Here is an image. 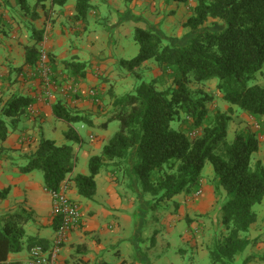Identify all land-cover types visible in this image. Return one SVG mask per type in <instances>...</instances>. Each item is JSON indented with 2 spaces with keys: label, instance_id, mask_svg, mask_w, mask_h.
Wrapping results in <instances>:
<instances>
[{
  "label": "trees",
  "instance_id": "obj_1",
  "mask_svg": "<svg viewBox=\"0 0 264 264\" xmlns=\"http://www.w3.org/2000/svg\"><path fill=\"white\" fill-rule=\"evenodd\" d=\"M22 1V0H21ZM165 3L188 4L190 0H164ZM35 7L51 3L63 7L68 0H35ZM90 0H76V19L87 21ZM192 15L184 23L188 29L183 39L165 44L154 31L136 29L135 41L140 53L121 66L133 71L149 60L155 61L162 76L142 83L125 96H112L113 110L108 123L117 122L119 129L103 147L100 156L90 159V174L77 175L73 182L79 195L93 199L97 187L95 177L108 162L116 167L128 166L144 194L152 202L171 201L181 194L197 195L202 187V172L207 162L214 168L215 192L221 189L226 199L221 204V221L226 231L209 249L213 264H236L249 245L247 234L257 221L254 206L264 200V166H252L253 155L260 150V141L252 127L235 132L228 141L231 115L211 112L208 105L214 100L197 86L217 79V89L225 102L240 108L257 120L264 134V87L248 83L264 67V0H195ZM212 20L222 25L212 30L206 24ZM37 43L26 49V64L35 68L38 61L40 33ZM51 65L53 66L52 62ZM80 73V65L67 63ZM171 80L165 90L158 83ZM197 87V88H194ZM99 95L97 96L98 100ZM96 98V99H97ZM94 100V99H93ZM33 100L14 96L4 107L2 115L18 119L26 115ZM54 115L70 125L65 138L77 145L83 139L72 126L88 124L89 118L72 113L56 104ZM180 123V129L172 127ZM107 126V125H106ZM8 127L0 119V141L8 137ZM190 133H197L193 138ZM77 166L72 146H58L42 137L35 154L31 156L22 174L41 171L44 187L49 193H60ZM8 190L0 192V200ZM32 214L18 209L0 218V264L9 263V257L42 246L27 236L26 225ZM59 230L61 215L55 216ZM248 258L243 264H249Z\"/></svg>",
  "mask_w": 264,
  "mask_h": 264
},
{
  "label": "crops",
  "instance_id": "obj_2",
  "mask_svg": "<svg viewBox=\"0 0 264 264\" xmlns=\"http://www.w3.org/2000/svg\"><path fill=\"white\" fill-rule=\"evenodd\" d=\"M34 2L0 0V118L7 120L9 132L7 139L0 141V191L8 190L0 200V209L9 213L25 208L33 215V220L25 228L27 236L43 241L46 248H53L57 231L52 195L44 187V177L36 176L37 171L22 174L20 169L36 153L40 139H47L43 131L44 125L49 124L55 130L63 123L70 127L54 115V106L60 104L72 113L89 118L90 123L78 124L82 130H88L92 140H96L95 148L100 150L101 155L103 147L112 138V129L116 125L114 123H117H108L113 110L112 96L116 95L115 90L128 82L132 72H145L152 78V68L155 70L153 80L162 76L158 64L153 60L146 61L141 67L127 73L128 69L121 66L122 61H128L126 52L120 44L117 51H114L117 43L114 37L109 38V32L116 31L120 37L135 39L136 29H142L154 31L164 37L160 27L166 17L165 10L169 15V23L180 22L185 30L184 23L192 15L195 0L184 4V13L176 3L167 4L164 0H90L91 10L87 21L76 19V2L71 0L63 7H52L48 2L44 7L36 8ZM139 7L142 8L141 11ZM113 12L117 13L118 19L110 22ZM109 15L111 18L106 28L110 31H89L92 25H100L99 21L103 16ZM153 21L155 25H152ZM11 30H14V40H19L18 46L7 44L4 40ZM37 32L41 34L38 48L43 47L48 51L55 77L60 84L73 86L75 92L64 96L54 93L50 99L42 97L41 85L33 76L35 68L26 64V49L38 42ZM173 39L176 38L170 39V42ZM67 63L80 65V73L76 74ZM90 90L97 92L100 103L94 102L90 97ZM14 96L33 100L26 115L15 124L12 118L2 115L4 107ZM76 125L72 126L80 135ZM78 146L79 149L75 151L76 169L62 193L81 208L82 221L79 228L68 234L59 248L61 264H163L160 261L162 253L170 249L171 244L169 239H158L161 230L169 238L178 234L184 243L193 244L192 251L179 250L182 257L191 255L189 259L193 261L199 257V253L210 257L209 243L215 242L214 231L210 235L201 236V229L205 226L198 218L208 216L216 226L221 204L225 200L223 193L220 198L210 194V200L202 199L205 188L202 179L199 196L181 194L175 197L169 203L167 213H164V229L158 224L152 225L154 236L150 246V231L147 230L151 222L145 196L140 194L139 207L138 200L133 195H123L125 190L120 192L124 186L113 174L105 176L102 171L95 177L97 191L93 199L87 200L79 195L73 182L75 176H88L90 159L100 155H95L93 148L83 152L80 149L83 144ZM17 159H23L21 165H17ZM261 164L264 166V162ZM258 219L257 215V221L252 225L256 228L251 227L248 233L250 243L241 255L243 263L248 258H254L249 264H264V256L260 257L256 253H264V238L261 239L264 237V218L260 222ZM158 221L160 222L159 219H154V222ZM153 248H159L155 252L157 255L151 252ZM8 262L31 264L29 251L11 255Z\"/></svg>",
  "mask_w": 264,
  "mask_h": 264
},
{
  "label": "rangeland",
  "instance_id": "obj_3",
  "mask_svg": "<svg viewBox=\"0 0 264 264\" xmlns=\"http://www.w3.org/2000/svg\"><path fill=\"white\" fill-rule=\"evenodd\" d=\"M71 2L75 3L76 0H71ZM34 3L36 4V2H34ZM175 5H177V7H180V9L183 11V9H184L183 3H179V4L176 3ZM34 7H35V5H34ZM141 10H142V8L139 7V11H141ZM183 13H184V11H183ZM165 14H166V17L164 18V20H163L164 22L161 24V27H160V29L164 35V37L162 36L164 43L170 44L171 43L170 39H172V38H176V39H180V40L185 38V36H187L188 29L183 30V28L180 26V24H181L180 22H177L176 24H175V22L170 24L168 21L169 15H168V12H166V10L164 12V15ZM110 18H111L110 15L109 16H103L102 19L99 21L100 25H98V26L92 25V23H91L92 26L89 28V31L94 32L97 29L103 33L110 31V30H107V28H106L109 26L108 24H109ZM112 19H113V21L118 19L116 12L112 13V18H111L110 22H112ZM150 23H151V20H150ZM154 23H155V21L152 22V25H155ZM168 26H170V28H168ZM206 26L209 28H212V30H221L222 29V25H216V24H214V22L212 20H210L206 24ZM13 31L14 30H11V32L5 37L4 40L6 41L7 44L18 46L19 40L18 41L16 39L14 40V38L12 37ZM109 35H110L109 38L114 37L115 42L117 43L116 46L114 47V51H117V46L119 44L121 46H123V48L126 52V57H127L126 60H128V61L132 60L133 58H135L139 55L140 46L137 42H135V39L133 37H131V38L120 37V34L117 33L116 31L109 32ZM150 71H151L150 76L154 77L153 71H155V70H152V68H151ZM127 73H129V70L127 71ZM144 75L147 78H145ZM152 78H150L145 72H141V71H136L135 73L132 72L131 75L129 76L128 82L124 83L122 85V87L115 90L116 95L119 97H122V96H125L127 94H131L136 90V88L139 85H141L142 83H149ZM171 82H172L171 80L160 82V83H158V88L160 90H165L171 86ZM217 85H218V80L214 79V80L207 81V82H205V83H203L197 87L200 88L201 90L205 91L207 94H210L211 96H213V98H214L213 102L208 105V107L212 113L218 110L222 113H226V114H229L232 116L233 122L230 125L229 134H228V141L229 142L233 141L234 136H235V132L237 130H241V129H243L245 127H249V126L253 128L254 132L257 134V137L260 141V150H259V152L255 153L253 155L252 166L254 167V165L258 162H260V163L264 162V134H263L262 129L260 128L257 120L249 117L240 108H238L236 106H231L230 104L225 102L222 98L221 93L217 89ZM248 85L250 87L256 86V85L264 87V67H263L261 72L256 74L255 78L252 79L248 83ZM197 87H194V88H197ZM0 119L4 120L5 122L7 121V120H5V118H0ZM114 124H116V125L112 129V137L115 135V133L119 129V124L118 123H114ZM180 126H181V124L178 122L173 123V125H172V127L176 130H179ZM76 127L79 129L80 135L83 139V146L80 148V149H82L81 151L84 152V151H87V150L93 148V153L95 155H100V150L95 148L96 140H92L90 138V134H89L88 130L87 129L82 130L80 128L79 124H77ZM68 129H69V126L65 123H63L61 126H58V128L56 130L53 129L49 124H46L43 127V131H44L45 137L47 139L55 141L58 146H73L72 148L75 151H77L79 149V146L76 143L67 140L64 136V133L67 132ZM94 135H95V132H94ZM109 135H111V133ZM196 135H197V133H190V136L193 138ZM83 152H81V153H83ZM17 160H18L17 165H21L23 159H17ZM116 163H118V162H111L110 164L105 166L102 169V174L105 176L109 175V174L110 175L113 174L114 177L116 178V180H119L122 183L121 185L124 186L120 189V192L123 193V190H125L126 193H124L123 195H126L127 193L133 195V198L138 200L137 204L139 205V207H141V203L138 199L140 197V194L145 196L144 197L145 201L148 202V217L150 218V222H151L150 228L147 230V232L150 231V246H152V243H153L152 240H153V236H154L152 233V230H153L152 225L158 224L160 228L164 229L163 225H165V224L163 223V221H164L163 216H164V213H167V209H169V203L171 201L155 203V205H154L150 195H146L142 192L139 181L134 176L132 177V175L129 174L128 166L123 165L122 167H116L115 166ZM35 174H36V176H39V178L40 177L43 178V173L41 171H37V172H35ZM214 175H215V172H214V168H213L212 164L210 162H207L204 169H203V172H202V179L204 181V187H205L203 195H202V199L205 198L206 200H210V194H213L212 195L213 197L215 195V196L220 198L221 193L224 194L223 195L224 199H226V193L224 192L223 189H221V191L218 193L215 192V184L216 183L214 181ZM125 185L128 187H125ZM0 192H3V191H0ZM20 209L27 211L25 208H22V207ZM253 210L258 215V217H259L258 221L260 222L261 219L264 218V200L261 204L254 206ZM7 213L4 212V210L0 209V218ZM31 216L33 217V215H31ZM154 219H159L160 222L159 221L154 222ZM32 220H33V218H32ZM198 221L201 222L205 226L204 228L201 229V232H200L201 236L210 235L212 233V230H213L214 231L213 235H215L213 240L216 241V239H222L223 236L226 235V231H225L224 226H223L222 221H221V214L217 216V219H216L217 225L216 226L212 223V219H210L208 216H206L204 219L198 218ZM252 228L254 229V228H256V226H253ZM159 234L160 235L158 236V239H161V238L165 239V240L169 239L168 242L171 244L170 249H166L165 252L162 253L163 258L160 260L161 263H163V264H213L211 261V258L209 256H201L200 253H199V257L194 259L195 261L189 259V257H191V255L188 257H185V258L182 257V255L179 254V250L183 249V250H187V251H192L193 250V244L189 245L190 243H184L178 234H176L170 238L162 230ZM191 236H193V235H191ZM246 236L248 238L249 235L247 234ZM263 238L264 237H262L261 239L263 240ZM213 244L214 243H209L210 248L214 246ZM46 249L51 251L52 247H49ZM158 251H159V248H157V249L153 248L151 250V252H153L155 255H157L155 252H158ZM256 253L260 257L264 256V253H259V252H256ZM242 263H243L242 256H238L236 258V264H242Z\"/></svg>",
  "mask_w": 264,
  "mask_h": 264
},
{
  "label": "built area",
  "instance_id": "obj_4",
  "mask_svg": "<svg viewBox=\"0 0 264 264\" xmlns=\"http://www.w3.org/2000/svg\"><path fill=\"white\" fill-rule=\"evenodd\" d=\"M33 76H35V79H37L39 85H41L42 97L44 99L52 98L54 93L64 96L75 92L73 86L70 84L62 85L57 80L51 65L50 55L43 47L39 49L38 61ZM89 95L94 99V102L100 103L97 98L98 94L95 90H90ZM50 194L53 199L54 216L61 215L62 217L61 226L57 231L55 244L51 251L42 246H36L30 250L29 257L31 264H61L59 260V248L67 239L68 234L79 228L82 221L81 208L74 201L67 199L62 191L58 194ZM200 194L201 191L197 196Z\"/></svg>",
  "mask_w": 264,
  "mask_h": 264
}]
</instances>
